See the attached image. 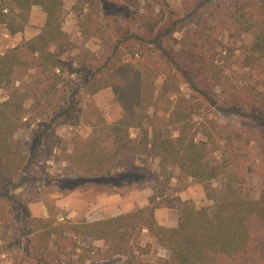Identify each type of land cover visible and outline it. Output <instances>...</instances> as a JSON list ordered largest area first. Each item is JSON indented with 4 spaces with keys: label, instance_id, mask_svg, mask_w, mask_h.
I'll return each mask as SVG.
<instances>
[{
    "label": "rangeland",
    "instance_id": "obj_1",
    "mask_svg": "<svg viewBox=\"0 0 264 264\" xmlns=\"http://www.w3.org/2000/svg\"><path fill=\"white\" fill-rule=\"evenodd\" d=\"M237 1H65L63 28L70 39L51 47L68 63L58 97L44 108L29 100L25 126L11 139L18 158L14 172L17 184L1 190L7 189L9 194L0 195V264H125L131 254L144 263H156L170 257V250L145 227L135 230L127 253L123 254L112 252L110 241L76 234L67 226L137 211L150 204L156 191L160 195L155 199L160 205L156 209L157 222L173 227L178 223L179 212L177 207L167 206L168 200L181 196L192 199L198 208L213 209L214 201L207 196L203 184L174 166L160 168V157L151 151L137 155L134 164L95 176L69 162L72 141L77 136L90 137L97 114L113 111L118 106L112 90L89 92L95 70L112 54L118 41L123 42L122 49L127 52L133 45L137 46L140 38L155 39L159 32L177 21L183 31L212 27V22L218 19L227 21L228 27L234 26V22H229V15ZM42 24L43 17L34 15V21L22 36H14V41L5 35L6 26L0 24V55L13 42L38 34ZM229 33L226 29L216 46L218 64L228 67L226 85L222 80L216 86L211 85V100L193 93L185 83L181 92L194 103L198 119H213L232 132L241 133L229 152L245 167L239 190L257 199L263 181L259 169L264 166V59L253 68L245 67L243 59L253 34L241 31L231 38ZM181 38L182 32L176 31L162 43L178 52ZM124 58L129 59L130 55ZM16 81L18 86L30 91L44 83L36 70L21 72ZM162 81L163 77L158 84ZM239 86L240 92H232ZM6 99L7 89H0V104ZM230 108L233 110H226ZM156 113L164 116L163 112L151 108L150 114ZM140 134L137 128L129 130L133 140ZM164 134L175 136L177 126H165ZM132 155L133 152L129 156ZM214 162H222L221 151L215 153ZM168 176H171L170 182L166 181ZM148 188L150 195L145 192Z\"/></svg>",
    "mask_w": 264,
    "mask_h": 264
},
{
    "label": "trees",
    "instance_id": "obj_2",
    "mask_svg": "<svg viewBox=\"0 0 264 264\" xmlns=\"http://www.w3.org/2000/svg\"><path fill=\"white\" fill-rule=\"evenodd\" d=\"M34 6L45 14L39 34L24 39L0 56V89H7L8 96L0 104V195L5 196L9 191L1 190L17 184L14 172L18 158L11 139L25 126L26 104L29 100L39 108L53 104L68 69L67 61L51 49L70 39L63 28L65 0H0V24L12 35L23 32ZM230 21L234 26L228 27L227 21L218 19L212 22V27L189 31H183L177 21L155 39L139 37L137 46L127 52L122 49L123 42L118 41L112 54L93 74L89 92L96 94L109 88L118 106L97 114L90 137L73 138L69 158L72 166L95 176L107 175L134 164L137 155L151 151L160 157V168H179L203 184L207 196L214 201L209 211L181 196L168 200L167 206L178 208L179 218L177 225L165 227L157 222L159 204L155 199L160 195L155 191L150 204L137 211L67 226L76 234L108 240L112 252L123 254L127 253L135 230L145 227L170 250V257L160 262L144 263L131 254L125 264H264V166L259 169L263 180L260 197L254 199L243 194L239 186L245 167L229 152L241 133L232 132L213 119H198L194 103L181 92L185 83L193 93L211 100V85L216 86L219 80L226 85L228 67L218 64L216 48L226 29L231 38L241 31L253 34L243 59L245 67L253 68L264 59V0H238L232 7ZM176 31L182 32L178 52L162 43ZM126 54L129 59L124 58ZM28 70H36L44 79L34 91L17 85L18 74ZM240 90L239 86L232 92ZM151 108L164 116L159 113L152 116ZM171 124L177 126V134L167 137L164 127ZM131 128L141 132L136 140L129 137ZM217 151L222 152L221 163L214 162ZM156 177L160 180L159 175ZM166 181L170 182L171 176Z\"/></svg>",
    "mask_w": 264,
    "mask_h": 264
},
{
    "label": "crops",
    "instance_id": "obj_3",
    "mask_svg": "<svg viewBox=\"0 0 264 264\" xmlns=\"http://www.w3.org/2000/svg\"><path fill=\"white\" fill-rule=\"evenodd\" d=\"M66 1V0H65ZM35 9V10H34ZM66 9V8H65ZM41 15L42 17H43V23L45 22V14L42 12V11H40L39 9H38V7L37 6H34L33 7V9H32V12H31V17H30V22H29V25L34 21V15ZM29 25L25 28V30L29 27ZM43 25V24H42ZM24 30V31H25ZM23 31V32H24ZM23 32H20V33H18V34H21V36H22V34H23ZM18 34H15V35H12V34H10L9 33V31H8V33H6L5 35L7 36V37H10L11 39V41H14V40H16V37H14V36H17ZM39 34V33H38ZM37 34H34L33 36H30L29 37V39L30 38H33L34 36H36ZM25 39H28V38H25ZM24 40V39H23ZM22 40V41H23ZM22 41H18L17 43H15V42H13V44H12V46H10V47H14V46H16V45H18L20 42H22ZM10 47H8L7 49H9ZM6 49V50H7ZM6 50H4L3 52H1V55H3L5 52H6ZM0 55V56H1ZM106 90H110L111 91V89H109V88H106V89H103V90H101L100 92H102V91H106ZM8 97V96H7ZM133 140V139H132ZM149 189V188H148ZM145 192H147V194H151V190L149 189V190H145ZM148 195V196H149ZM183 199H189V198H184V197H182ZM149 205V204H148ZM147 206V205H146ZM143 207H145L144 205H143ZM142 207V208H143ZM156 214H157V212H156Z\"/></svg>",
    "mask_w": 264,
    "mask_h": 264
}]
</instances>
